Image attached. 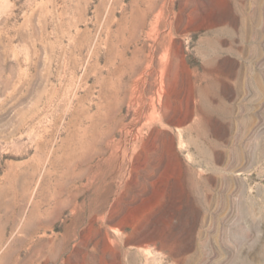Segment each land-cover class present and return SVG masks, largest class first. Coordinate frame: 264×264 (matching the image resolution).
<instances>
[{
  "label": "rangeland",
  "instance_id": "obj_1",
  "mask_svg": "<svg viewBox=\"0 0 264 264\" xmlns=\"http://www.w3.org/2000/svg\"><path fill=\"white\" fill-rule=\"evenodd\" d=\"M0 264H264V0H0Z\"/></svg>",
  "mask_w": 264,
  "mask_h": 264
}]
</instances>
